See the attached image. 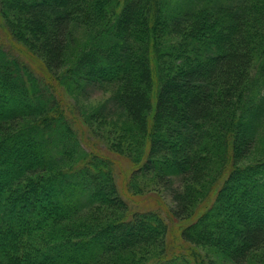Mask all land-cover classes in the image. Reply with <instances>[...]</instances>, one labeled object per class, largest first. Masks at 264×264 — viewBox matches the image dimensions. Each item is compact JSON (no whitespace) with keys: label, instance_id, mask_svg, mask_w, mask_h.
<instances>
[{"label":"trees","instance_id":"trees-1","mask_svg":"<svg viewBox=\"0 0 264 264\" xmlns=\"http://www.w3.org/2000/svg\"><path fill=\"white\" fill-rule=\"evenodd\" d=\"M0 21L25 47L14 57L0 45V264H110L109 255L129 257L140 247L156 255L135 264H173L163 219L130 210L108 152L95 158L83 149L65 108L47 94L81 26H92L93 37L57 84L110 93L95 112L113 120L114 156L124 141L129 152L136 146L137 156L127 158L133 192L141 174H154L163 187L177 178L182 190L171 197L186 207L214 151L229 171L190 213L173 215L192 219L180 228L182 240L219 248V238L194 232L224 222L233 264L264 248V222L252 220L264 215V159L233 161L249 153L264 121V0H0ZM33 49L45 57L47 78L28 66ZM228 184L238 189L230 193ZM41 193L49 199L35 202ZM95 204L107 208L106 220L96 222L97 213L93 227L73 222ZM40 207L46 211L33 212ZM235 209L243 215L237 225L224 219Z\"/></svg>","mask_w":264,"mask_h":264},{"label":"rangeland","instance_id":"rangeland-1","mask_svg":"<svg viewBox=\"0 0 264 264\" xmlns=\"http://www.w3.org/2000/svg\"><path fill=\"white\" fill-rule=\"evenodd\" d=\"M0 24L1 47L5 51L14 55V57L19 56V52L23 54V51L19 50L25 48L21 43L23 39H13V37L7 34V31L5 30L1 21ZM93 33L94 30L92 26H81L73 30V34L71 35V38L67 44L62 65L56 70L53 69V74L55 73V81L48 79V86H51L48 89L47 94L51 95V98L54 96L51 102L58 105L56 102L58 100L60 101L59 103L61 104V107L65 108V112L67 113L66 115L70 120V125L79 137V142L83 149L92 152L95 158L98 156L104 158V152H108L109 160L112 162V179L115 180L120 196L122 200L128 203L130 210H136L137 212H153L158 214L161 219H163L164 224L167 225V234L165 238L169 256L172 257L170 261L173 264H233L230 258L231 256L228 255H232L234 253V250L232 249L234 245H232L231 241L226 240V238L223 236L225 233H227V223H218L210 229L208 226H205L204 228H201L195 232L193 231L194 234H198L199 232L205 233L207 237H210L211 239L219 238V248L213 247L209 244L203 245L199 243L194 245L192 244L191 246L190 243H186L182 240L180 236V228L190 223L192 219L180 222V220L173 216L176 214L178 217L180 216V218H183V216L190 213L192 206L202 203L203 199L205 198L204 196H206V194L209 192L210 186L213 184L214 180L218 179L221 174L226 175L228 173L229 164H227V166H223L222 162L219 160V158H217L218 156L214 151L208 152L209 155H207L206 158L207 164L204 167V172L202 174L203 179L198 182V184L193 186L190 201L184 208H178L177 204L171 197V190L173 188L181 189L179 182L176 180L177 178H173L174 182L172 187H163L162 181H160V179H158L154 174H141L136 179V184L139 189L133 192V188L131 189V186L129 185V174L132 168L130 167L127 158L129 156L133 158H135L134 156H137V151L135 149L136 146L134 147V145H132V148L134 147L133 151L129 152L130 150L128 149L130 148L131 144L128 142V146L124 141L122 142V145L125 147V150L121 149V151H118L121 156H114V153L108 151V148L110 149L111 147L109 140L112 139L113 135V129H111L113 120L105 121L99 116L97 117L95 112V109L99 105L106 102V100L110 97V93L97 88L84 89L78 93L72 88L67 90L57 84L60 79L63 80L61 77L73 66L74 61L76 60L80 51L89 43V40L91 41ZM13 48L16 49L15 52L13 51ZM22 54L20 55L22 56ZM26 55L25 59L28 62L30 70L40 78H47V76L42 75L44 73L43 70L45 64V57L43 54H41L38 50L33 49L32 53L27 52ZM252 112L253 111H251V113ZM252 142L253 144L249 153H246L242 159H237V161L233 159L235 164L238 163V165H245L254 162L256 163L264 159V121ZM64 144L67 147H70V142H65ZM165 145L168 147L171 146L168 142H165ZM180 146L181 145L175 144L174 148ZM104 164L105 163H103V165ZM227 186L228 187L226 188V191L228 190L230 193L235 192L238 189L236 185L229 186L228 184ZM50 192L53 197H59L60 201H62V204L65 207L71 202L70 199L64 196V193H59L54 190H51ZM46 199L49 198L43 193L37 194L36 197H34V200L37 203H40ZM241 201L243 202V200ZM45 209L46 208L42 207H40V210L34 208L33 212L35 213L39 211L42 213L46 211ZM106 209L107 208L99 207V205L95 204L93 207H89L88 209L82 211L80 215L77 214L73 222L78 224L82 222L81 224L83 225L87 224L93 227L96 222L100 224L107 219L104 217L107 213L104 212ZM109 210L115 212L113 209ZM239 212V209H235V212L231 210L227 216L225 215L224 219L237 225L238 222L235 220V218L240 220L243 216L239 215ZM97 213H99V218L95 222V220H93V216ZM181 213L182 215H180ZM114 214L118 213L115 212ZM252 215L254 216V214ZM250 217L252 216H248V220H251ZM259 217L260 219L254 217V219H252L253 222L263 223L264 215L263 217L262 215ZM80 228L82 230V225ZM142 228L145 229L146 226L142 224ZM229 236L231 238L230 240L234 239V234H230ZM4 244V242L0 244V252L4 250ZM155 252L156 250L154 248L140 247L136 249L134 254H131L129 257L125 253L121 254L120 252H115L113 254L114 256L111 255V257L109 255L107 260L112 261L110 264H135L136 262H139V259L143 258L145 254H148L149 257H152L156 255ZM69 254L70 252H65V256L69 257ZM247 254L248 255L244 259V264H264V248L259 250H250Z\"/></svg>","mask_w":264,"mask_h":264}]
</instances>
